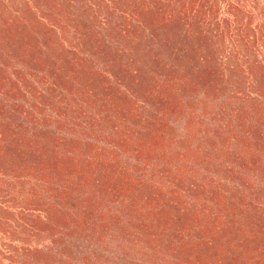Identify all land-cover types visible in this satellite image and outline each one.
<instances>
[{"label": "trees", "instance_id": "trees-1", "mask_svg": "<svg viewBox=\"0 0 264 264\" xmlns=\"http://www.w3.org/2000/svg\"><path fill=\"white\" fill-rule=\"evenodd\" d=\"M219 4L0 0L1 264H264V0Z\"/></svg>", "mask_w": 264, "mask_h": 264}, {"label": "rangeland", "instance_id": "rangeland-1", "mask_svg": "<svg viewBox=\"0 0 264 264\" xmlns=\"http://www.w3.org/2000/svg\"><path fill=\"white\" fill-rule=\"evenodd\" d=\"M249 3H255V2H263V0H247ZM232 0H220V4H219V14L218 17L219 19H225L228 16L227 13V4L231 3ZM263 4V3H262ZM251 5V4H250ZM250 11V9H249ZM1 264V263H0ZM3 264H8L7 262L3 263ZM19 264V263H18Z\"/></svg>", "mask_w": 264, "mask_h": 264}]
</instances>
